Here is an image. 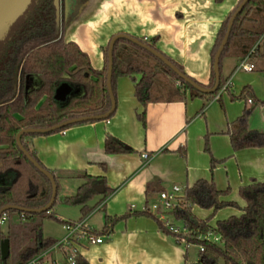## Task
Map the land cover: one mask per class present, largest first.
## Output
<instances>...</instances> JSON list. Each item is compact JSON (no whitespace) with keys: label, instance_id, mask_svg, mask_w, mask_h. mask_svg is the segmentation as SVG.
Here are the masks:
<instances>
[{"label":"crops","instance_id":"0c3cea01","mask_svg":"<svg viewBox=\"0 0 264 264\" xmlns=\"http://www.w3.org/2000/svg\"><path fill=\"white\" fill-rule=\"evenodd\" d=\"M238 0H92L89 7L69 17L76 0H60L64 38L73 40L87 52L94 68L104 66L103 49L110 37L125 32L136 37L153 39L155 47L179 63L184 72L201 83H207L211 68V48L221 21ZM257 51L250 55L255 66L250 71L235 70L240 59L227 55L222 59V73L231 76L234 95L245 88L257 105L248 117L252 129L264 131V43L258 40ZM139 74H122L116 78L115 109L107 119L72 124L62 130L27 135L25 141L38 159L48 168L59 172V198L72 195L83 182L75 172L103 177L96 184L112 191L86 216L84 222L92 229L101 230L106 220L131 211L142 210L157 196L158 191L146 192L147 183L158 186L178 184L190 186L198 178L213 179L221 190L232 188L222 200L233 201L213 214L212 209L192 205L200 218L211 214L208 223L215 226L218 219L239 215L245 200L239 186L264 179V146L234 149L227 132L229 122L240 115L250 103L246 97L230 98V94L191 96L180 87L175 98L151 100L144 106L134 93L135 78ZM36 77H33L35 79ZM32 83H37L32 81ZM145 111V124L138 113ZM106 133H110L131 147L130 151L107 152ZM206 135V136H205ZM205 137L209 151L205 150ZM184 149L181 154L179 149ZM147 152L148 157L142 153ZM216 159L210 170V159ZM102 197L98 193L88 201L92 205ZM53 210L59 220L81 218L80 205L59 201ZM100 212L98 222L91 220ZM170 219V217L168 216ZM165 220L166 218H161ZM61 232L44 234L60 240ZM4 230V228L2 229ZM103 240L78 247L88 264H185L189 247L184 241L158 228L154 217L147 214L130 215L100 233ZM66 247L56 243L40 254L43 264L63 261Z\"/></svg>","mask_w":264,"mask_h":264},{"label":"trees","instance_id":"16d2710c","mask_svg":"<svg viewBox=\"0 0 264 264\" xmlns=\"http://www.w3.org/2000/svg\"><path fill=\"white\" fill-rule=\"evenodd\" d=\"M240 1H237L221 21L217 30L211 48L208 82L201 83L196 80L205 87L214 83V53L226 31L229 17ZM64 23L62 15L57 26L54 0H30L0 38V208L5 204L41 207L48 202L51 195L49 178L28 159L16 142L15 135L21 128L45 127L70 117L103 113L110 107L106 82L109 41L103 49L104 66L101 69L94 68L89 55L77 42L65 40ZM138 38L155 47L153 39ZM259 39L264 43V0H248L234 18L221 51L218 86L213 92L207 93L184 80L146 48L125 37H119L113 46L111 86L114 97L116 78L122 74H139V77L135 78L134 93L144 106L151 100L177 97L180 87L188 89L191 96L212 97L227 79L221 69L223 57L233 55L241 58L253 46L255 53ZM168 58L184 72L179 63ZM164 74H167L169 79L165 80ZM33 77L38 79L35 84L32 83ZM161 79L164 84L160 83ZM62 81L79 86L80 91L70 92L63 101L57 100L54 96L55 89ZM228 93L230 98H242L251 94L247 88L238 95H234L230 89ZM256 104L254 99L244 107L240 115L229 122L227 132L234 149L264 146V131L252 129L248 125V116ZM113 113L114 111L105 119ZM138 118L145 124L144 110L138 113ZM94 120L100 119L80 120L50 131L24 132L21 135V142L32 157L54 176L56 196L47 210L27 211L15 207L5 210L6 230L0 229V242L8 238L9 252L5 257L0 253V264H43L40 254L57 241L56 238L44 234V219L49 217L62 223L73 222L59 220L53 210L54 205L59 201L70 205L79 204L82 218L112 191L106 185L102 191L96 188V184L103 183V177L75 172L83 178V182L74 194L59 198V172L46 167L38 159L35 150L25 141L27 135L58 131L75 123ZM104 147L107 152L132 150L110 133L105 135ZM205 150L209 151L207 137ZM179 152L185 154L183 148H180ZM215 163L216 159L211 157V171ZM161 189L163 186L155 183L146 185L147 193ZM226 191L227 189H218L212 178H198L190 186H185L180 203L170 211L173 219L180 221L184 227V230L179 232L173 231L168 223L151 212L148 209V201L142 210L128 209L113 218L105 215L106 222L102 229L92 231L99 235L108 231L109 226L119 219L133 214H147L155 218L161 231L178 240V236H182L186 246L197 247V260L190 261L186 251L185 264H264V179L239 186V194L245 200L242 212L218 219L215 226H212L208 223L211 214L226 205L236 206L235 202L220 198ZM100 192L102 197L94 204H88V201ZM194 204L211 208V214L205 218L198 217L192 210ZM206 232L217 234L220 241L199 237V234ZM200 246L203 249H200ZM74 257V264H88L78 251L74 253Z\"/></svg>","mask_w":264,"mask_h":264},{"label":"water","instance_id":"95a60500","mask_svg":"<svg viewBox=\"0 0 264 264\" xmlns=\"http://www.w3.org/2000/svg\"><path fill=\"white\" fill-rule=\"evenodd\" d=\"M30 0H0V38L5 34V32L8 29L9 24L20 14L24 8L26 7L27 3ZM248 0H241L235 10L232 12V14L229 17L226 31L223 35V38L221 39L213 57V70H214V83L210 87H205L201 85L199 82L191 78L189 75H187L185 72L180 70L176 64H174L163 52L158 50L157 48L151 46L150 44L140 40L138 37L125 33V32H117L113 34L110 39H109V44H108V64H107V74H106V82H107V88H108V93L110 96V107L107 111L103 113H97V114H90V115H81V116H76V117H70L68 119L62 120L58 123L45 126V127H24L21 128L15 135L16 142L20 149L24 152V154L28 157V159L42 172L44 173L50 180L51 182V195L48 200V202L41 206V207H36V208H31V207H25V206H20L17 204H5L0 208V213L5 211L8 208L15 207L19 208L22 210H27V211H42V210H47L53 203L55 196H56V183L54 180V176L50 171H48L45 167H43L35 158L32 157V155L29 153V151L24 147V145L21 142V135L24 132H45V131H50L59 127H62L66 124L77 122L80 120H89V119H105L108 117L115 109V97L112 91V86H111V74H112V66H113V46L114 42L117 38L119 37H125L132 42L146 48L150 52H152L154 55L159 57L165 64L170 66L178 75H180L184 80L188 81L191 85H193L195 88L203 91V92H213L216 90L218 83H219V78H220V71H219V57L221 54V51L225 45V42L228 38L232 23L234 21V18L238 14V12L242 9L244 4ZM67 3V0H65V5ZM54 4L56 7V22L57 26H59V9H60V0H54ZM75 91L71 84L67 81H62L58 84V86L55 89V98L59 101H63L66 99L67 95L70 92ZM9 252V240L8 238H4L0 242V253L2 257H5Z\"/></svg>","mask_w":264,"mask_h":264},{"label":"built area","instance_id":"2783aa9c","mask_svg":"<svg viewBox=\"0 0 264 264\" xmlns=\"http://www.w3.org/2000/svg\"><path fill=\"white\" fill-rule=\"evenodd\" d=\"M254 49L255 46L239 59L235 70L250 71L254 68L255 63L250 60V55L254 53ZM231 86L232 78L231 76H228L215 95L219 97L222 93L228 92ZM246 101L251 103L253 100L251 97H247ZM142 156L148 157V153L143 152ZM183 190L184 188L178 184L168 185L158 191L157 196L148 203V209L157 214L160 218H166L164 221L168 223L170 228L175 232L184 230V227L182 224H174L168 216L171 215L170 211L180 203L183 196ZM6 221L7 214L3 211L0 213V229H2L1 226L3 224L6 225ZM63 227L66 233L62 239L59 241L57 240L55 243L57 245L65 246L67 252L63 256V261L55 262V264H74V253L78 251V247L101 242L104 237L103 235H96L92 231V228H90L82 218L73 222H64ZM199 237L208 238L213 241H220V237L213 232L199 234ZM178 238L185 241L182 236H178ZM200 249H203V247L200 246Z\"/></svg>","mask_w":264,"mask_h":264},{"label":"rangeland","instance_id":"374dc122","mask_svg":"<svg viewBox=\"0 0 264 264\" xmlns=\"http://www.w3.org/2000/svg\"><path fill=\"white\" fill-rule=\"evenodd\" d=\"M91 1H92V0H76V4L74 5L73 10L70 12V16H69V17L75 16V15H77L78 13L85 11V10L89 7V5L91 4ZM163 78H164L165 80L169 79L167 74H164ZM33 80L36 81V80H38V79L35 78V79H33ZM33 80H32V81H33ZM160 83H163V84H164L165 82H163V80L161 79V82H160ZM70 84H71V83H70ZM232 84H233V83H232ZM71 86L73 87V89H74L76 92L80 91V87H79V86H76V85H74V84H71ZM231 87H232V86H231ZM230 91L233 93V91L231 90V88H230ZM227 93H228V92H224L222 96H223V97L226 96ZM228 94H229V93H228ZM247 97H251L252 100H254V96L251 95V94L247 95ZM235 99H237V98H235ZM256 105H257V104H256ZM256 105H255V107H256ZM255 107H254V108H255ZM254 108H253V110H254ZM253 110H252V111H253ZM252 111H251V112H252ZM248 117H249V116H248ZM205 136H206V135H205ZM207 143H208V146H209V142H208V140H207ZM0 180H1V178H0ZM231 191H232V188H228V190H227L226 193L228 194V193L231 192ZM169 217H170L171 221H172L174 224H181L180 221L173 219L172 215H170ZM99 219H100V212H95V213L92 215V217H91V220H92L93 222H98ZM44 223H45L46 230H47L49 233L51 232L53 235H58V234L61 232V226H60V223H59L57 220H55V219H53V218H49V217L45 218L44 221H43V232H44ZM1 228H2V229L4 228V231H5V230H6L5 224H3V225L1 226ZM189 246H190V247H189V258H190V259H195V258L197 257V247H196L195 245H189Z\"/></svg>","mask_w":264,"mask_h":264}]
</instances>
